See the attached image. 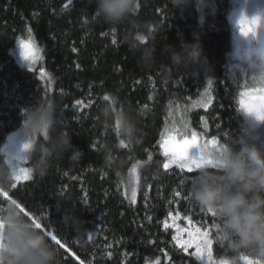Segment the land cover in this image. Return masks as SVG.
<instances>
[{
	"label": "trees",
	"instance_id": "trees-1",
	"mask_svg": "<svg viewBox=\"0 0 264 264\" xmlns=\"http://www.w3.org/2000/svg\"><path fill=\"white\" fill-rule=\"evenodd\" d=\"M233 3L210 0L198 8L140 0L132 22L113 27L94 18V0H0V160L7 136L21 128V110L49 98L59 106L61 130L82 153L75 163L68 159L71 152L53 161L43 178L28 160V179L0 190V206L16 201L39 222L59 249L61 264H202L194 246L185 252L173 239L190 230L194 244L210 242L216 264L231 255L215 217L190 198L199 169H165L161 142L188 119L199 129L200 115L207 135L220 144L252 138L262 151L240 104L246 85L231 65ZM137 29L153 37L145 42L155 48L150 68L127 42ZM27 35L37 48L33 69L21 66L12 52ZM182 42L201 44L206 62L174 64L169 45L179 50ZM113 99L115 109L136 122L132 142L120 137L114 119L105 122L101 115ZM131 171L138 175L134 202L126 187ZM73 206L83 221L79 236L62 221Z\"/></svg>",
	"mask_w": 264,
	"mask_h": 264
},
{
	"label": "clouds",
	"instance_id": "clouds-1",
	"mask_svg": "<svg viewBox=\"0 0 264 264\" xmlns=\"http://www.w3.org/2000/svg\"><path fill=\"white\" fill-rule=\"evenodd\" d=\"M209 2L173 0L175 6L195 3L198 8ZM94 3V18L113 27L132 22L140 6V0H94ZM152 38L137 29L127 40L132 50L141 51L145 68L154 63V46L145 47L146 40ZM169 49L177 65L207 60L199 43L182 42L179 50L170 45ZM241 71L251 73L253 83L264 86V47L256 50V55L248 61V68ZM115 104L114 99L110 100L101 109V115L105 122L114 119L120 137L132 142L136 138V122L129 112L117 111ZM251 115L257 119L255 114ZM21 116L19 131L23 146L29 145L26 149L23 147V154L26 160L32 161L33 171L41 178L53 161L63 159L67 153L71 152L68 156L71 163L81 158L82 153L74 148L71 136L61 130L59 106L54 99L38 100L24 107ZM214 159L217 163L198 168L192 177L189 195L203 211L215 217L218 237L231 253L222 257L220 264H241V257H254L259 264H264V152L252 138H231ZM18 167L7 156L0 160V190L11 187ZM74 208L64 210L62 221L79 236L83 221L75 215ZM0 264H61L59 249L16 201L0 206Z\"/></svg>",
	"mask_w": 264,
	"mask_h": 264
},
{
	"label": "rangeland",
	"instance_id": "rangeland-1",
	"mask_svg": "<svg viewBox=\"0 0 264 264\" xmlns=\"http://www.w3.org/2000/svg\"><path fill=\"white\" fill-rule=\"evenodd\" d=\"M242 15L247 16L248 19H252L253 17H258L257 24L254 26L255 35L250 33L248 36L245 37L241 34L238 22L242 18ZM261 20H264V0H234L232 12L230 15V24L232 27V41H233V48L231 53V59H232L231 65L234 70H237L236 72L241 74L242 81H244V84L246 85L242 90V92L245 93L246 95L244 97H240V101L241 99H244L247 102L250 96L252 99H255L260 95V92L258 90L262 87V85L253 83L252 74L248 72H243L241 70L247 69L249 59L256 55V50L258 48L264 47V24H261ZM20 41H24L25 43H28L30 47L34 48L35 50L34 60L32 59L25 60L23 58V56L21 55L22 49H21ZM20 41L13 49L12 51L13 55L16 57L17 61L21 66L29 69H33V67H35V65L38 62L36 45L29 35H27L24 39ZM192 109H193L192 107L189 109V111L186 113V116L190 114V111ZM242 111L246 119L248 120V123L250 124V128L257 134V139L259 140V144L262 148V152H264V121L257 120L254 117V115H251L248 112H246L244 108L242 109ZM187 122L188 124L185 125L183 123L177 124L173 128L175 131L169 132L165 135V137L161 142V145L167 142L169 148H171L173 144H182L184 140H192L193 133H195V142L202 146L205 153H210L211 156H214L215 154H217L219 151L222 150V147L224 145L220 144L215 137L207 135L206 121L203 116L199 115L197 120H195V122L199 124L198 125L199 129L192 128L189 119ZM173 123H175V121ZM23 144H24V140L22 134L20 133L19 130L18 131L16 130L11 132L7 136L5 142L1 146V151L5 156H7L9 160L15 161L13 158L15 157L16 154H21V155L23 154ZM161 149L164 154V149L162 148V146ZM192 151L194 152L195 149H192ZM211 156L209 158H211ZM167 160L168 157H165L164 164L167 162ZM27 161L28 160H26L22 164H19V167L28 169L25 166ZM173 165L176 164H170V166ZM184 169L188 170L187 167ZM196 169L198 168L195 167L192 168V170H196ZM29 175H30V170L28 169L27 172L21 174V178L19 180L15 179V182L27 180L28 178L25 179L24 177L25 176L29 177ZM137 180H138L137 172L131 171L126 183L127 193L130 198H132L133 191L136 189ZM189 232H191L194 235L193 230L188 231V234L187 232H183V231L182 232L179 231L177 233V237L179 238L176 240V244L178 247H180L181 244H184L189 240ZM241 264H244V262L241 261Z\"/></svg>",
	"mask_w": 264,
	"mask_h": 264
},
{
	"label": "snow or ice",
	"instance_id": "snow-or-ice-1",
	"mask_svg": "<svg viewBox=\"0 0 264 264\" xmlns=\"http://www.w3.org/2000/svg\"><path fill=\"white\" fill-rule=\"evenodd\" d=\"M257 21L258 17H254L252 19H248L247 17L241 18L239 20V29L242 35L248 36L250 33L254 34V26L257 24ZM113 43H115V41H113ZM20 45L22 49L21 55L23 56V58L25 60H34V48L30 47V45L28 43H25L24 41H20ZM73 51H76V49H73ZM77 67H79V65H77ZM209 83H211V81H209ZM258 91L260 92V95L258 97L252 99L250 96L247 102L244 99H241L240 104L246 112L255 114L257 116V119L259 120H264V86H262ZM240 95L241 97H244L246 94L242 92ZM104 98L108 99L107 96H105ZM121 143H123V141H121ZM161 146L164 149L165 157H168L167 162L163 165L165 169H168L170 164H176L181 169L187 167L188 170L191 171L193 167L200 168L205 165H213L217 163V161L214 159V156H211L210 153H205L202 146L195 142V133H193L192 140H184L182 144H173L171 148H169L168 143L165 142ZM23 147L26 149L29 147V145L25 144ZM192 149H195V151L193 152ZM210 156L211 158H209ZM13 159L17 162V165L22 164L26 161L24 154H16ZM27 171L28 169L26 168L18 167L15 179L19 180L21 178V174ZM24 178L27 179L28 177L25 176ZM2 195L7 198L8 192L4 191ZM177 195H179V193H177ZM132 198L134 202L135 191H133ZM212 216L214 217L213 214ZM33 222L37 228H42V225L39 222H36L35 220H33ZM197 233H200L199 229H197ZM192 235L193 234L189 232L190 239L184 244H181L180 247H182L184 251L187 252L189 247L194 246L196 251L195 253H193V255L196 256L197 260L201 261L202 264H216V261H214L212 258L210 242L204 240L203 243L197 242L194 244ZM201 235L206 236L207 234L203 233ZM173 239L177 240L178 237L174 236ZM51 240L56 244H59L61 247H64V245L61 244V241L57 238L56 235H51ZM241 261H243L244 264H259V262H253L252 260L248 259V257H241Z\"/></svg>",
	"mask_w": 264,
	"mask_h": 264
}]
</instances>
